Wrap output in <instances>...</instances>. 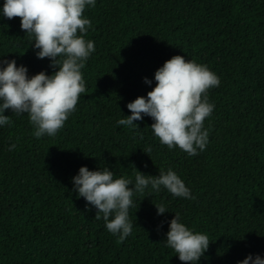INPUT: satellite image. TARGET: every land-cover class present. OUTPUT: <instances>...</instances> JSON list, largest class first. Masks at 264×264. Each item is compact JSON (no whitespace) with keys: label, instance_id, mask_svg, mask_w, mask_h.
<instances>
[{"label":"trees","instance_id":"obj_1","mask_svg":"<svg viewBox=\"0 0 264 264\" xmlns=\"http://www.w3.org/2000/svg\"><path fill=\"white\" fill-rule=\"evenodd\" d=\"M3 4L0 61L15 60L29 78L53 75L57 69L37 58L20 19L3 16ZM83 15L95 51L81 70L86 91L64 127L37 139L26 113H3L11 125L0 126V264H182L165 247L176 213L194 234L209 237L196 264L264 259V0H95ZM175 56L220 79L207 93L215 107L204 121L208 144L196 156L162 145L150 117L134 121L138 129L117 125ZM131 166L151 177L171 169L195 199L149 185L134 194L133 232L118 244L73 191L72 178L81 167H107L114 179L134 183ZM161 203L167 212L157 215Z\"/></svg>","mask_w":264,"mask_h":264},{"label":"clouds","instance_id":"obj_2","mask_svg":"<svg viewBox=\"0 0 264 264\" xmlns=\"http://www.w3.org/2000/svg\"><path fill=\"white\" fill-rule=\"evenodd\" d=\"M86 6L95 7V0H4L3 16L9 20L19 18L21 30L34 38L31 45L39 49L37 58H48L50 67L57 70L51 76L40 72L29 78L26 67H17L15 60L0 61L6 64L0 70V126L11 125L10 116L3 114L11 110L16 115H28L37 139L55 137L76 111L86 91L81 70L95 51L94 42L84 38L91 27V21L83 15ZM154 80L155 87L146 98L137 97L126 105L131 115L119 119L117 125L138 129L133 122L150 117L154 121L150 129L162 145L169 150L178 147L188 156L198 155L208 144L209 131L204 121L215 107L209 103L207 93L219 86V77L206 65L175 56L156 70ZM144 83L152 82L145 78ZM15 147L11 145L9 151ZM151 151L146 149L147 153ZM131 167L135 171L134 183L123 177L114 179L107 167L97 171L81 167L72 178L73 191L97 210L94 218L104 220L107 231L118 237V244L133 232L129 209L133 207L134 194H144L149 185L155 192L163 187L174 197L195 199L171 169L151 177ZM154 207L157 215L167 212L163 203ZM173 216L165 247L172 249L182 264H196L208 250L209 237L194 234L180 222L179 213ZM240 264H264V259L249 255Z\"/></svg>","mask_w":264,"mask_h":264}]
</instances>
